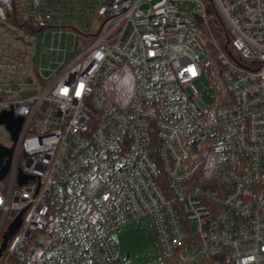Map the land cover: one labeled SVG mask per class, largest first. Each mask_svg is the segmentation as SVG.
Masks as SVG:
<instances>
[{"label": "built area", "instance_id": "1", "mask_svg": "<svg viewBox=\"0 0 264 264\" xmlns=\"http://www.w3.org/2000/svg\"><path fill=\"white\" fill-rule=\"evenodd\" d=\"M6 112L0 264H120L144 217L172 264H264V0H0Z\"/></svg>", "mask_w": 264, "mask_h": 264}, {"label": "rangeland", "instance_id": "2", "mask_svg": "<svg viewBox=\"0 0 264 264\" xmlns=\"http://www.w3.org/2000/svg\"><path fill=\"white\" fill-rule=\"evenodd\" d=\"M213 25H216L214 21ZM215 30L219 32L222 42H224L222 26L218 24ZM222 45L227 50L226 44L222 43ZM70 46L77 47V41L71 39ZM130 79L129 76L124 80V78L114 75L108 81L106 87L111 99L115 101L119 94L127 93L124 91L123 85ZM195 86L203 94L204 100L209 105L216 102L218 95L208 77H201L195 82ZM128 100L129 97L128 99L126 98V102ZM0 140H8L6 130L4 129H0ZM112 238L118 248L120 264H164V258L157 244L152 222L148 217H144L141 221L136 220L126 224L121 230L113 232ZM1 243H4V237L0 239Z\"/></svg>", "mask_w": 264, "mask_h": 264}, {"label": "trees", "instance_id": "3", "mask_svg": "<svg viewBox=\"0 0 264 264\" xmlns=\"http://www.w3.org/2000/svg\"><path fill=\"white\" fill-rule=\"evenodd\" d=\"M212 11H213V9H210V12L211 13H212ZM209 20L211 22H213V19L211 17L209 18ZM215 27H216V25L215 26L212 25V28L215 31V34H216L217 39L221 43H224V42H222V37L219 35V32L215 30ZM221 70H222V67L219 64L218 56H217V54L215 52H213L212 61H211V68H210L211 77H212V80H213L214 84L219 89V91L222 94H226L225 87H224L223 82H222V79H221ZM115 102H117V105L122 106V104L118 103V101L115 100ZM208 166H209V163H208ZM164 264H172V263H170L169 261H167V260L164 259Z\"/></svg>", "mask_w": 264, "mask_h": 264}, {"label": "water", "instance_id": "4", "mask_svg": "<svg viewBox=\"0 0 264 264\" xmlns=\"http://www.w3.org/2000/svg\"><path fill=\"white\" fill-rule=\"evenodd\" d=\"M1 123H6L10 130L12 131L14 137L16 138L19 130L21 128V123L22 119L21 118H14L12 113L6 112L0 116V124ZM11 150L10 149H5V148H0V157H4L6 155H10ZM6 243H3L2 248L0 249V254L1 251L5 248Z\"/></svg>", "mask_w": 264, "mask_h": 264}]
</instances>
